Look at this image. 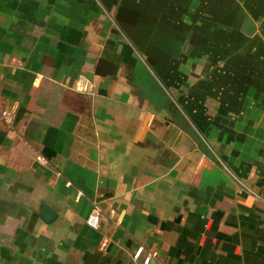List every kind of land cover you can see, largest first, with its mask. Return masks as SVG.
<instances>
[{
	"label": "crops",
	"instance_id": "1",
	"mask_svg": "<svg viewBox=\"0 0 264 264\" xmlns=\"http://www.w3.org/2000/svg\"><path fill=\"white\" fill-rule=\"evenodd\" d=\"M1 109L0 264H264V0H0Z\"/></svg>",
	"mask_w": 264,
	"mask_h": 264
},
{
	"label": "built area",
	"instance_id": "2",
	"mask_svg": "<svg viewBox=\"0 0 264 264\" xmlns=\"http://www.w3.org/2000/svg\"><path fill=\"white\" fill-rule=\"evenodd\" d=\"M0 117L4 120L6 123H10L12 120V115L10 112L6 109L0 110ZM40 163H43L44 160L40 159ZM98 214H99V208L97 206H93L89 212L87 213L86 217L84 218V223L92 228L96 229L98 225ZM151 257V254L149 252H143V248L141 246H137L132 254H131V260L134 262L139 261L142 264H147L149 259Z\"/></svg>",
	"mask_w": 264,
	"mask_h": 264
},
{
	"label": "water",
	"instance_id": "3",
	"mask_svg": "<svg viewBox=\"0 0 264 264\" xmlns=\"http://www.w3.org/2000/svg\"><path fill=\"white\" fill-rule=\"evenodd\" d=\"M240 30L245 35H251L254 32L255 25L248 16L244 17L240 26ZM39 212L42 219L46 221L52 218L54 215V212L43 203L40 204Z\"/></svg>",
	"mask_w": 264,
	"mask_h": 264
},
{
	"label": "rangeland",
	"instance_id": "4",
	"mask_svg": "<svg viewBox=\"0 0 264 264\" xmlns=\"http://www.w3.org/2000/svg\"><path fill=\"white\" fill-rule=\"evenodd\" d=\"M150 70H151V73H152L153 69L151 68ZM152 74L156 77V75H157L158 73H152ZM163 87H164V89H166V86H163ZM168 89H169V88H168ZM168 89H166V91H167L169 94L171 93V94L173 95L172 90H171V89L168 90Z\"/></svg>",
	"mask_w": 264,
	"mask_h": 264
}]
</instances>
